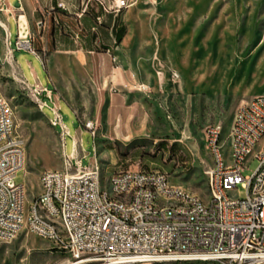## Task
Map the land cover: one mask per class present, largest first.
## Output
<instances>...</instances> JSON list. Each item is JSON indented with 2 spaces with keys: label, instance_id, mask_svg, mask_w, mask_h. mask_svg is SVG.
<instances>
[{
  "label": "rangeland",
  "instance_id": "1",
  "mask_svg": "<svg viewBox=\"0 0 264 264\" xmlns=\"http://www.w3.org/2000/svg\"><path fill=\"white\" fill-rule=\"evenodd\" d=\"M133 1L126 11V42L110 66L98 60L97 67H81L72 55L45 56L34 46L42 63L29 51L17 50L15 37L12 54L6 40L0 91L26 142V165L16 183L26 186L27 208L41 193L45 171L66 170V154L74 153L75 139L85 155L83 168L98 164L103 178L131 169L159 170L173 184L208 199L213 159L207 129L222 126L229 161L237 108L264 95V0ZM36 82L60 99L69 131L64 141L61 128L50 123L53 101L42 95L48 107L41 111L34 98L31 86ZM113 101L119 108L115 114L109 112ZM89 122L96 124V137L85 128ZM111 135L118 140H110ZM258 164L250 161L244 176ZM237 195L244 198L246 191L239 186ZM69 260L27 231L0 246V264Z\"/></svg>",
  "mask_w": 264,
  "mask_h": 264
},
{
  "label": "built area",
  "instance_id": "2",
  "mask_svg": "<svg viewBox=\"0 0 264 264\" xmlns=\"http://www.w3.org/2000/svg\"><path fill=\"white\" fill-rule=\"evenodd\" d=\"M96 1L108 15H119L135 5L133 0ZM18 27L17 50L41 58L29 29ZM31 90L41 111L48 107L42 95L53 101L55 117L50 123L61 128L64 141L69 131L59 97L39 83ZM85 128L96 137L94 122ZM206 133L213 159L207 172L208 199L173 184L159 170L131 169L103 178L98 164L83 168L85 155L75 139L74 153L66 154V170L45 171L40 177L41 193L27 208L26 186L16 183L26 165V142L17 134L14 109L0 91V246L12 244L27 231L69 255L72 260L67 264H264V95L237 108L229 161L222 126H211ZM253 160L258 167L245 177ZM239 186L246 191L244 198L237 195ZM129 188H139L133 200H126ZM158 193H165V200L181 196L187 206L163 208Z\"/></svg>",
  "mask_w": 264,
  "mask_h": 264
},
{
  "label": "crops",
  "instance_id": "3",
  "mask_svg": "<svg viewBox=\"0 0 264 264\" xmlns=\"http://www.w3.org/2000/svg\"><path fill=\"white\" fill-rule=\"evenodd\" d=\"M126 11L105 14L96 0H0V57L5 55L6 40L17 41L20 24L34 36L41 55H72L81 67H97L98 60L110 66L127 39L126 34L118 43L122 29L128 27ZM118 109L113 101L109 112ZM109 139L118 140L113 135Z\"/></svg>",
  "mask_w": 264,
  "mask_h": 264
},
{
  "label": "bare ground",
  "instance_id": "4",
  "mask_svg": "<svg viewBox=\"0 0 264 264\" xmlns=\"http://www.w3.org/2000/svg\"><path fill=\"white\" fill-rule=\"evenodd\" d=\"M32 38H34V36H32ZM51 124L53 127H58L56 123ZM99 176H101L100 171ZM137 195H139V188H129L126 192V200H133ZM158 201H163V208L166 209H174V204H177V206H187V199H181V196H166L165 200V193H158Z\"/></svg>",
  "mask_w": 264,
  "mask_h": 264
},
{
  "label": "trees",
  "instance_id": "5",
  "mask_svg": "<svg viewBox=\"0 0 264 264\" xmlns=\"http://www.w3.org/2000/svg\"><path fill=\"white\" fill-rule=\"evenodd\" d=\"M127 34V29H122L121 33L118 36V43L120 44L123 41V38L125 37V35ZM177 147V145H174L173 148L175 150V148ZM203 264L202 262H176V263H171V264Z\"/></svg>",
  "mask_w": 264,
  "mask_h": 264
}]
</instances>
